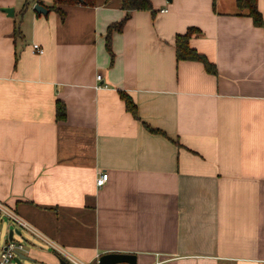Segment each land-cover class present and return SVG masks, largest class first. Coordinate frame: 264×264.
Returning <instances> with one entry per match:
<instances>
[{
	"label": "crops",
	"instance_id": "obj_1",
	"mask_svg": "<svg viewBox=\"0 0 264 264\" xmlns=\"http://www.w3.org/2000/svg\"><path fill=\"white\" fill-rule=\"evenodd\" d=\"M25 2L0 0V202L42 236L24 229L23 258L264 264V24L236 0H151L112 33L111 58L121 0ZM189 28L215 72L177 59Z\"/></svg>",
	"mask_w": 264,
	"mask_h": 264
},
{
	"label": "trees",
	"instance_id": "obj_2",
	"mask_svg": "<svg viewBox=\"0 0 264 264\" xmlns=\"http://www.w3.org/2000/svg\"><path fill=\"white\" fill-rule=\"evenodd\" d=\"M37 2L43 3L41 0H37ZM122 8L126 11L125 15L115 23H112L108 26L105 36L106 48L110 54V57H113V53L111 50L110 42L111 35L114 31H121L124 27L125 22L128 20L130 16V12L133 10H147L152 9L151 0H121ZM95 0H52V4L45 5L49 10H56L63 14V10L60 8L61 5H70V4H84L93 6ZM29 4V0L23 4V9L27 7ZM237 7L240 10V13H246L249 15L253 23L255 25H263L264 20L263 16L258 9L257 0H236ZM196 30V28H189L184 34H177L175 36V50L176 57L178 60H197L201 61L206 70L209 72H215L214 65L211 64L203 54L197 52L194 48H192L189 44V38L191 34ZM123 98L126 101L127 108L132 111L134 114L135 105L133 104L130 96L122 93ZM57 117L59 119H63L65 117V107L61 102L56 103ZM154 131V129H151Z\"/></svg>",
	"mask_w": 264,
	"mask_h": 264
},
{
	"label": "built area",
	"instance_id": "obj_3",
	"mask_svg": "<svg viewBox=\"0 0 264 264\" xmlns=\"http://www.w3.org/2000/svg\"><path fill=\"white\" fill-rule=\"evenodd\" d=\"M162 11H165L162 10ZM32 53L33 54H42L43 48L37 44L34 43L32 45ZM97 81H100L102 79L101 74L96 75ZM98 88L103 87V85L98 84ZM108 178L107 172L100 171L97 178H96V185L101 186L103 185ZM0 213L5 214L8 218H10L14 223H16L17 230H22L21 228L28 230L31 234L37 235L40 238H42L40 232H38L33 226H31L27 221L22 219L20 216H18L13 210H10L7 208L2 202H0ZM14 232L12 234V237H7L4 241L3 245L0 247V264H20V261L22 260L23 256L27 253L29 247L27 246L26 239L22 237L23 241H17L14 238ZM18 235H21V233H17ZM60 255L67 261L68 264H86L70 254L66 250H58Z\"/></svg>",
	"mask_w": 264,
	"mask_h": 264
},
{
	"label": "water",
	"instance_id": "obj_4",
	"mask_svg": "<svg viewBox=\"0 0 264 264\" xmlns=\"http://www.w3.org/2000/svg\"><path fill=\"white\" fill-rule=\"evenodd\" d=\"M2 10L7 13L8 16H12L14 14V10L12 7H3ZM33 10L39 14H47L48 8L40 2H36L33 5ZM16 233H20L19 230L14 229ZM13 229H10L8 232V237L11 238L13 234ZM136 264V256L133 254L119 253V252H109L99 256L98 264Z\"/></svg>",
	"mask_w": 264,
	"mask_h": 264
},
{
	"label": "rangeland",
	"instance_id": "obj_5",
	"mask_svg": "<svg viewBox=\"0 0 264 264\" xmlns=\"http://www.w3.org/2000/svg\"><path fill=\"white\" fill-rule=\"evenodd\" d=\"M21 2H22V0H16V3H17L16 5L19 6L21 4ZM15 228H17L16 223H14L5 214L0 213V247L3 245L4 241L8 237L9 230L10 229L14 230ZM21 229H22V234L21 235H18L16 232H14V238L17 241H23L22 237L28 238V239H30L32 241L34 240L26 233V231L23 228H21ZM25 243L27 244V246H29L30 242L29 243L25 242ZM35 243L38 244L36 240H35ZM30 263H31V261L28 258H23V260L21 261L20 264H30Z\"/></svg>",
	"mask_w": 264,
	"mask_h": 264
}]
</instances>
